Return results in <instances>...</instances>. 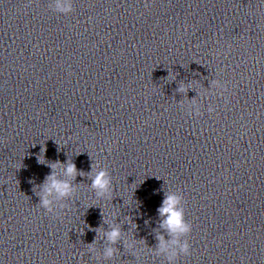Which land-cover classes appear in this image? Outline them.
Segmentation results:
<instances>
[{
	"label": "clouds",
	"instance_id": "1",
	"mask_svg": "<svg viewBox=\"0 0 264 264\" xmlns=\"http://www.w3.org/2000/svg\"><path fill=\"white\" fill-rule=\"evenodd\" d=\"M50 7L53 11L64 15H67L74 10L73 0H53ZM169 76L172 77V74L169 73ZM213 85L220 90L218 94L221 96L227 91L225 83L220 80L213 81ZM190 86L191 85L188 87ZM177 90L180 92H186L187 87L181 85ZM200 109L201 106L194 102L193 106L190 107L187 112L189 115L194 113L196 116H200L202 115ZM207 111L208 113H212L214 108L209 105ZM38 162L42 164L45 163L43 156L38 158ZM49 166L52 169V173L45 179L43 192L40 194V207L45 209L48 213H54L52 207L53 201L50 197L55 195L57 199L65 198L70 196L74 190L70 180L59 179L57 177L56 170L58 168H63L64 176L72 179H75L77 175H83V173L78 172L76 165L71 160H68L64 165H61V163L57 161L51 163ZM89 175L92 180L91 188L95 190L97 196H103L105 194H108L109 196L111 195L112 178L106 168L93 164L92 172ZM183 201L184 197L179 191L166 192L162 205L158 209L159 215L164 218L161 226L167 230L171 237L170 242H165L164 236L159 235L157 237L159 241L158 249L160 252L167 254L169 264H174L177 258L181 255H190V244L186 237L191 233L192 225L185 218ZM106 235L108 241L114 244L120 239L121 231L118 227H114ZM113 253L114 250L111 247L105 250L106 257H112Z\"/></svg>",
	"mask_w": 264,
	"mask_h": 264
}]
</instances>
